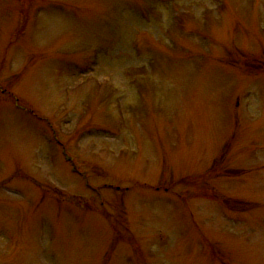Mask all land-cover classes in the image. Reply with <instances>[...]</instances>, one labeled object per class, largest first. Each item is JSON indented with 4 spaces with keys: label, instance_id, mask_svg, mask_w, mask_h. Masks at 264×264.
Wrapping results in <instances>:
<instances>
[{
    "label": "rangeland",
    "instance_id": "rangeland-1",
    "mask_svg": "<svg viewBox=\"0 0 264 264\" xmlns=\"http://www.w3.org/2000/svg\"><path fill=\"white\" fill-rule=\"evenodd\" d=\"M0 264H264V0H0Z\"/></svg>",
    "mask_w": 264,
    "mask_h": 264
}]
</instances>
